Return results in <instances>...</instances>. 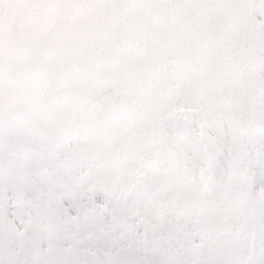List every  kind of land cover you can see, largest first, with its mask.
Returning a JSON list of instances; mask_svg holds the SVG:
<instances>
[{"label": "snow or ice", "instance_id": "1", "mask_svg": "<svg viewBox=\"0 0 264 264\" xmlns=\"http://www.w3.org/2000/svg\"><path fill=\"white\" fill-rule=\"evenodd\" d=\"M0 264H264V0H0Z\"/></svg>", "mask_w": 264, "mask_h": 264}]
</instances>
